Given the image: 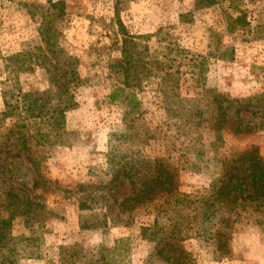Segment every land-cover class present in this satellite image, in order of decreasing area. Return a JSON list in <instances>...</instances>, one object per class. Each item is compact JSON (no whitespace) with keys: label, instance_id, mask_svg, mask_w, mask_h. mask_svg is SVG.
Instances as JSON below:
<instances>
[{"label":"rangeland","instance_id":"374dc122","mask_svg":"<svg viewBox=\"0 0 264 264\" xmlns=\"http://www.w3.org/2000/svg\"><path fill=\"white\" fill-rule=\"evenodd\" d=\"M238 2L250 26L230 33L223 20L228 2L200 7L195 0H0V204L14 189L44 205L37 234L23 218L14 222L15 264H63L66 245L82 250L84 260L168 264L154 255L156 243L144 232L156 201H125L133 193L128 167L134 163L142 179L171 171L173 186L196 199L207 194L221 168L219 158L251 145L264 155V129L258 127L264 110L260 116L243 112L254 131L226 128L222 138L210 118L214 96L264 94V0ZM49 26L56 32L48 45L43 31ZM128 35L135 63L131 79L136 75L133 89L141 102L132 112L128 87L111 99L124 87L122 41ZM69 68L79 76L71 85L76 104L66 112L59 136L29 142L36 167L18 134L6 139L15 118L1 113L6 103L22 111L25 95L34 93L46 116L53 101L65 103L57 90L48 91L53 81L72 77ZM165 78L178 88L172 90ZM241 207L232 204L230 216L220 213L230 217L229 258L214 260L189 238L168 247V259L188 251L196 264H264V226L248 219L249 212L236 220Z\"/></svg>","mask_w":264,"mask_h":264},{"label":"trees","instance_id":"16d2710c","mask_svg":"<svg viewBox=\"0 0 264 264\" xmlns=\"http://www.w3.org/2000/svg\"><path fill=\"white\" fill-rule=\"evenodd\" d=\"M195 2L200 7H212L228 2L226 6L223 5V20L230 33L247 30L246 27L250 26L247 10L240 6L238 0H195ZM53 31L56 32L53 26L45 27L43 31L48 45L53 44L51 41L55 34ZM130 40L132 37L128 35V38L125 37L122 41L125 52L124 87L116 89L111 94V99L115 100L118 91H125L128 87V105L132 112L139 107L141 102L133 89V79L136 75L131 79L135 63L133 53L129 49V44L132 43ZM127 44L128 54L126 53ZM52 65L57 68L54 63ZM68 73H71V78L61 83L53 81V87L48 91V93H54L57 90L62 102L65 103L60 104L53 101L52 108L46 116L40 107L39 98H35L34 93L25 95L28 101H25L22 111H17L21 108L20 106L11 107L9 103H6L8 108L1 113L5 118H15L13 125L8 128L5 134L6 139L18 134L22 149L24 148L28 152V158L36 167H39L40 163L38 159L30 156L29 142L35 136H41L46 141L52 140V136H59L65 129L66 112L76 104L71 85L77 81L79 76L73 68H69ZM165 81L167 86L171 84L167 78ZM171 85L172 90L178 88L177 85ZM196 110L199 111L198 108ZM212 110L210 118L213 128L218 132L217 138H222L219 132L226 128L233 133H250L255 130V127L243 118V112H250L252 116L262 115L264 94L245 98L227 97L224 100H219L214 96ZM196 115L195 112L194 116L197 117ZM201 122L202 120H198L197 123L201 124ZM41 123L49 126L50 130L43 131L39 126ZM32 127L36 129L35 134L29 133ZM258 127L264 129V118L261 119ZM28 148L30 151L27 150ZM218 161L221 163L219 165L221 168L212 178L207 194L196 199L178 189L177 184L173 186L174 173L171 171L166 174L157 173L142 179L137 177V167L134 163L128 167V177L133 185V193L125 198V201L132 204L156 201L153 222L144 227V232L149 234L152 241H155L156 252L154 255L158 256L160 261L165 260L168 264H192V262L196 264L195 257L188 251L180 253L179 257L174 259H168L166 255L168 247L179 246L189 238L198 240L200 246L208 249L214 260L229 258L231 253L225 228L230 222V217H221L220 213L225 210L230 216L233 212L231 208L238 209L236 206L230 208L232 204H242L236 220L244 216L243 212H249L248 219L254 218L255 223L264 226V155L261 154L258 146L251 145L239 153L232 154L231 157L219 158ZM8 195L10 196L8 201H2L3 203L0 204V258L3 264H15L17 261L16 258L14 259L15 246L13 242L15 238L12 232L14 222L18 217L23 218L25 225L37 234L43 227L41 219L44 214V205L26 194L16 193L14 189H9ZM77 244L75 245L77 246ZM79 251L81 254L75 251L74 245L62 246L61 262L63 264H110L104 257L84 260L82 250Z\"/></svg>","mask_w":264,"mask_h":264}]
</instances>
